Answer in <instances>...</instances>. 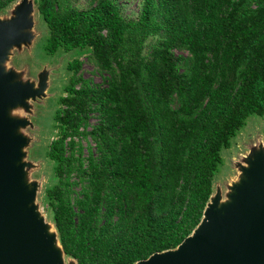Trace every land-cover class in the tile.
<instances>
[{
  "label": "trees",
  "instance_id": "obj_1",
  "mask_svg": "<svg viewBox=\"0 0 264 264\" xmlns=\"http://www.w3.org/2000/svg\"><path fill=\"white\" fill-rule=\"evenodd\" d=\"M36 5L44 48L87 51L104 73L85 77L76 56L55 111L43 199L65 252L131 264L176 247L203 217L223 148L264 115V0H140L135 16L120 0Z\"/></svg>",
  "mask_w": 264,
  "mask_h": 264
},
{
  "label": "water",
  "instance_id": "obj_2",
  "mask_svg": "<svg viewBox=\"0 0 264 264\" xmlns=\"http://www.w3.org/2000/svg\"><path fill=\"white\" fill-rule=\"evenodd\" d=\"M35 5L36 0H19L10 16L0 18V264H66L55 223L51 231L34 203L39 183L25 180L23 147L31 137L17 129L31 122L9 113L17 105L30 111L29 99L47 94V71L36 82L18 78L2 63L12 47L32 41ZM246 157L245 177L230 186L226 198L213 191L190 234L176 247L131 264H264V146H254Z\"/></svg>",
  "mask_w": 264,
  "mask_h": 264
},
{
  "label": "rangeland",
  "instance_id": "obj_3",
  "mask_svg": "<svg viewBox=\"0 0 264 264\" xmlns=\"http://www.w3.org/2000/svg\"><path fill=\"white\" fill-rule=\"evenodd\" d=\"M120 1L123 4L124 14L135 16L139 11L140 0ZM18 2L19 0L15 1L6 10L0 12V18L10 16ZM74 3L86 7L88 0H74ZM33 18L35 25L32 29L34 33L32 41L28 44L23 43L19 47H12L2 63L6 69L14 68L18 73V78L31 79L36 82L39 81L40 72L47 71V94L34 100L30 98V111L26 110L23 105H17L11 107L9 113L14 117H28L31 122L17 129V132L28 134L31 137L30 143L23 147L25 153L22 160L26 163L25 180L26 182L38 181L39 186L34 203L38 204L40 212L43 213L46 221L53 228L50 230L53 231L55 228L51 222L52 218L43 199L45 187L53 182L51 177H55L54 162L47 155V150L49 142L58 131L55 111L59 105L60 95L65 93L64 86L69 81L72 72L69 70L68 64L76 56H79L83 61V75L92 78L95 82H103L104 73L89 58L87 51L82 52L78 48H74L71 50L60 49L55 53H49L44 48L48 27L41 18L37 5H35ZM91 122H95L94 116L91 118ZM89 142L95 145L90 139H83L86 154L89 150ZM259 142L264 146V115L251 113L247 117L245 125L233 137L232 144L222 150L224 159L215 174L214 193L219 189L223 198H226L230 186L245 177V167L250 164L246 155L252 151L254 146H259ZM63 258L66 264H74L66 254L63 255Z\"/></svg>",
  "mask_w": 264,
  "mask_h": 264
}]
</instances>
